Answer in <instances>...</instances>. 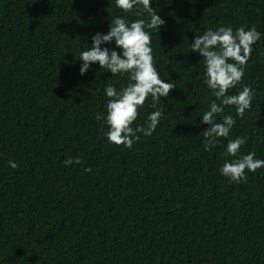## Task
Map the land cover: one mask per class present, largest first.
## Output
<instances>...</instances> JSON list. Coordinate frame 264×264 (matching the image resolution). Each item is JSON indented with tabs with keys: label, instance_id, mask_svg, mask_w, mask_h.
<instances>
[{
	"label": "trees",
	"instance_id": "trees-1",
	"mask_svg": "<svg viewBox=\"0 0 264 264\" xmlns=\"http://www.w3.org/2000/svg\"><path fill=\"white\" fill-rule=\"evenodd\" d=\"M165 24L152 36L154 66L175 89L139 109L133 127L163 110L132 149L108 142L111 84L127 74L99 64L80 74V54L110 23L148 19L115 0H0V264H264V168L247 180L221 174L229 139L264 160V0H152ZM141 13L137 15V13ZM255 27L242 82L254 93L228 138L203 147L201 123L216 97L191 43L209 29ZM121 52L114 41L103 44ZM220 103L219 100L216 101ZM79 158L82 164L65 166ZM9 161L17 164L13 169ZM86 168H91L86 172Z\"/></svg>",
	"mask_w": 264,
	"mask_h": 264
},
{
	"label": "clouds",
	"instance_id": "clouds-1",
	"mask_svg": "<svg viewBox=\"0 0 264 264\" xmlns=\"http://www.w3.org/2000/svg\"><path fill=\"white\" fill-rule=\"evenodd\" d=\"M152 0H115L116 6L126 13H132L134 8L142 6L148 19H136L129 23L123 17H116L110 23L107 34L96 33L92 36L91 47L80 54L82 66L80 74L88 72L90 65L99 64L113 75L127 74L129 83L120 91L108 84L104 92L109 98L106 109L107 114L98 113L97 120H106L108 131L106 137L109 143L132 149L133 145L144 136H151L155 132L162 109H157L148 115L146 126L133 127L139 117V109L151 97L153 106L169 96L175 89L172 82L165 83L160 78L154 66L152 54V36L146 29H154L159 33L165 21L157 15L151 6ZM141 13H137L140 15ZM261 40V33L255 27L247 29L244 26L233 30L232 27L221 26L218 29H209L202 35L195 37L191 43L192 52H198L205 64L204 83L211 89L216 97L205 111L201 123L210 125L203 131L205 151H211L218 144L219 138H228L236 124V118L225 115L221 122L217 116L224 112L225 106H235L236 115L243 118L247 110H251L255 96L250 86H244L242 91L229 95L230 89L242 82L245 67L253 51V45ZM114 41L115 49L102 48L103 44ZM219 100L220 103L216 101ZM247 143V137L229 139L226 154L234 159L226 161L221 168V174L229 182L241 183L247 180V173H255L264 168V160L257 159L255 152L240 155V149ZM82 164L79 158L65 161V166ZM9 166L17 168V164L9 161ZM90 172L91 168H86Z\"/></svg>",
	"mask_w": 264,
	"mask_h": 264
}]
</instances>
